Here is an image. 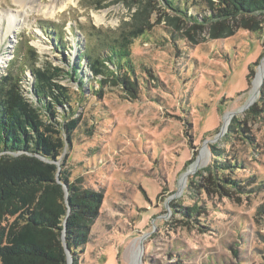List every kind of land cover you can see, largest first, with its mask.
I'll return each instance as SVG.
<instances>
[{
  "label": "rangeland",
  "instance_id": "1",
  "mask_svg": "<svg viewBox=\"0 0 264 264\" xmlns=\"http://www.w3.org/2000/svg\"><path fill=\"white\" fill-rule=\"evenodd\" d=\"M66 1L25 0L24 7L0 0V75L17 46L34 47L38 65L47 59L65 71L90 27H144L121 67L109 64V75L97 77L102 85L82 60V79L99 93L85 84L76 100V83L59 82L76 101L74 112L64 108L68 120L79 121L58 167L103 196L79 264H264V113L246 115L264 78L254 91L264 24L251 30L230 23L231 32L216 38L203 20L210 8L204 0H170L184 12L162 0H73L59 10ZM51 6L54 16L46 12ZM89 43L97 48L95 37ZM211 146L241 163L233 176L246 192L203 195L198 185ZM199 199L206 202L201 224L181 213Z\"/></svg>",
  "mask_w": 264,
  "mask_h": 264
},
{
  "label": "trees",
  "instance_id": "2",
  "mask_svg": "<svg viewBox=\"0 0 264 264\" xmlns=\"http://www.w3.org/2000/svg\"><path fill=\"white\" fill-rule=\"evenodd\" d=\"M162 1L172 10L184 12L170 0ZM204 1L210 8L203 20L210 21L213 37L231 32L232 25L260 30L264 24V0ZM143 33L142 25L118 32L92 26L77 61L65 71L47 59L38 65L39 54L34 47L27 46L23 51L17 46L14 50V59L0 75V264H68L66 250L71 264H79L103 196L70 181L68 171L58 167L64 144L69 143L79 121L68 120L64 108L74 112L76 101H72L71 90L59 82L67 78L76 83L81 94L76 100L85 96V84L99 93L89 86V80L85 83L82 79V60H86L96 83L102 85L101 78L109 75V64L120 68L126 56L123 52ZM90 37L97 40L94 50L90 48ZM53 40L61 52L64 43L60 34ZM122 83L129 89L133 86L123 78ZM260 112L264 113V78L246 115L259 116ZM59 116L66 118L62 121ZM211 149V162L203 169L207 175L198 185L203 195L246 192L243 180L233 176L241 163L222 156L214 146ZM202 199L181 213L201 224L200 218L206 212Z\"/></svg>",
  "mask_w": 264,
  "mask_h": 264
},
{
  "label": "bare ground",
  "instance_id": "3",
  "mask_svg": "<svg viewBox=\"0 0 264 264\" xmlns=\"http://www.w3.org/2000/svg\"><path fill=\"white\" fill-rule=\"evenodd\" d=\"M18 2L20 3V5L24 6L25 7V0H18ZM68 4H74V1L73 0H67L66 2H64L62 4V6L60 7L59 10H62L64 7H66ZM47 12V15L49 16H54L56 14L57 11L54 10V7L51 6V8H49V10L46 11ZM96 20L100 23L103 21L102 19V16L100 15H96L94 14ZM264 73V62L261 64L260 68H259V71L257 73V76H256V80L254 81V91L257 89L259 83H260V80H261V77ZM253 92V91H252ZM253 96V95H252ZM200 162V161H199ZM194 165H197V163H195Z\"/></svg>",
  "mask_w": 264,
  "mask_h": 264
},
{
  "label": "water",
  "instance_id": "4",
  "mask_svg": "<svg viewBox=\"0 0 264 264\" xmlns=\"http://www.w3.org/2000/svg\"><path fill=\"white\" fill-rule=\"evenodd\" d=\"M256 92H258V90ZM256 95H257V93H255L254 96H256ZM254 96H253V98H252V100L250 101L249 104H251L254 101V99H255ZM64 190H65V194H66L67 193V187H66V185H64ZM62 239H63V237H62ZM66 254H67V262H68V264H71V259H70V256H69V253H68L67 250H66Z\"/></svg>",
  "mask_w": 264,
  "mask_h": 264
}]
</instances>
